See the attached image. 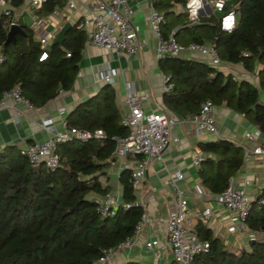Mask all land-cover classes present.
I'll list each match as a JSON object with an SVG mask.
<instances>
[{
  "label": "trees",
  "instance_id": "1",
  "mask_svg": "<svg viewBox=\"0 0 264 264\" xmlns=\"http://www.w3.org/2000/svg\"><path fill=\"white\" fill-rule=\"evenodd\" d=\"M65 1L45 0L37 12L48 14ZM177 1L182 7L179 12L161 10L158 7L164 1L156 2L165 16L164 36L180 21L186 24L187 36L182 43H213L221 61L241 63L257 79L235 78L205 59L162 56L159 67L172 84L163 93L164 105L186 117L197 113L201 101L209 98L244 114L264 132V0H226L220 12L233 7L236 13V22L229 30L221 27L220 16L213 12L191 21L187 0ZM13 2L18 5L22 0ZM10 15L0 12V96L3 90L18 86L32 105L42 106L72 86L85 31L74 23L63 41L53 40L47 56L39 59L42 44L27 24H21L23 32L3 45ZM65 118L70 126L81 129L102 128L105 136L59 142V163L54 168L43 162L32 166L15 146L0 150V264H109L99 262L103 249L134 233L143 208L132 204L136 195L130 168L119 173L122 193L113 214L102 215L97 209L100 199L95 197H103L112 188L102 180L118 156L111 136L127 132L120 121L114 88L104 84L79 101ZM198 145L205 153L199 169L201 180L210 191L220 193L243 164L242 147L222 137ZM126 202L131 205L124 207ZM244 222L247 238L240 246L224 243L198 222L197 233L209 241V248L197 253L190 264H264V189L253 198ZM249 233L254 238H248ZM122 264L145 263L128 260Z\"/></svg>",
  "mask_w": 264,
  "mask_h": 264
},
{
  "label": "crops",
  "instance_id": "2",
  "mask_svg": "<svg viewBox=\"0 0 264 264\" xmlns=\"http://www.w3.org/2000/svg\"><path fill=\"white\" fill-rule=\"evenodd\" d=\"M13 1L8 5L0 6V12L11 13L10 23L27 24L33 30L36 39L48 36L50 33H55L57 36L66 21L71 22V25L76 23L80 27L79 24L91 16L90 0H73L72 7L67 5L66 0L62 6H57L52 12L44 15L38 13L40 7L31 6L29 0H22L18 5H14ZM158 1L160 0H128L131 7L129 19L138 34L139 48L135 53L118 57L115 52H108L98 45L86 43V30L83 27L84 45L81 49L77 73L69 89L61 90L42 106L28 107L25 102L12 96L5 98V106H0V150L7 146L21 148L35 140L47 138L51 132L43 123L48 124L53 130L61 129L62 119L68 112L79 101L95 93L106 83L114 88L116 104L121 114L127 109L124 98L130 86L140 92L145 110L155 111L166 108L172 114L175 120L171 128L173 139L163 153L164 164L158 160H150L145 175L134 187L136 199L141 203L147 219L140 229H134L131 245L114 254L113 264H122L128 260H138L145 264H176L164 231V223L175 209L170 182V172L174 170L183 173L179 185L187 190L192 227L196 230L197 223L201 222L209 229L212 236L220 238L230 246H240L245 243L246 229L243 227L229 229V225L235 219L234 212L223 205L220 193L212 192L204 185L199 174L201 163L195 165L192 162L193 155L201 152L198 145L200 141L222 137L240 145L244 161L232 175L235 184L244 186L252 198H257L264 189V158L247 152V149L255 144L264 143V132L260 131L249 118L225 104H214L213 114L217 132L202 130L197 133L190 120L191 115L180 116L164 105V73L159 67L158 37L148 21L149 12L153 6L156 7ZM163 1L164 3L158 7L161 10L170 9L174 12L182 10L177 0ZM211 12L218 14L220 18L223 14L206 2L200 15ZM37 18H41V24L35 22ZM169 18L171 15H168ZM185 25L178 21L172 28L178 31L177 39L180 42H184L187 36L183 29ZM180 55L185 58L203 59L200 53L188 50ZM216 66L225 72H231L237 78H249L256 82L253 74L246 71L241 63L221 61ZM110 68L117 71L111 83L102 77L103 72ZM247 131L252 133L251 138L245 135ZM203 154L205 156V153ZM139 159V155L132 154L117 156L108 169L107 177H102L103 182L112 185L110 191L115 192L117 201H120L122 193L118 181L120 171L127 168L126 164L135 167ZM246 180L249 182L246 183ZM95 197L102 198L98 194ZM206 206L211 208V213L203 218L198 217L196 211ZM151 239H158V243L152 249L145 245L146 241ZM154 251H157L156 255Z\"/></svg>",
  "mask_w": 264,
  "mask_h": 264
},
{
  "label": "built area",
  "instance_id": "3",
  "mask_svg": "<svg viewBox=\"0 0 264 264\" xmlns=\"http://www.w3.org/2000/svg\"><path fill=\"white\" fill-rule=\"evenodd\" d=\"M44 1L29 0V3L31 6L39 8ZM11 2L12 0H0V6L8 5ZM206 2L221 10L226 0H187L185 6L191 21L199 19L201 10L205 8ZM66 3L70 7L74 6L73 0H67ZM89 5L91 16L79 24L81 28L84 27L86 30V43L98 45L108 52H115L118 57L123 54H133L138 50V34L136 27H134L129 19L131 7L128 0H90ZM148 21L158 37L157 51L160 57L180 55L182 52L188 50L200 53L203 59L211 64H220L221 59L213 43H198L195 41L182 43L177 40L174 29L167 36H164L162 33V23L165 21V16L157 7L153 6L151 8ZM35 22L41 24V18H37ZM235 22L236 13L233 7L221 15L220 23L222 28L229 30L234 26ZM55 37V33H50L48 36H41L38 39L43 47L39 59H44L47 56V48L51 43L50 41L55 40ZM66 55H70V53L67 52ZM2 59L3 55L0 52V61ZM116 73L115 69L110 68L103 72L102 77L105 81L111 83L114 81ZM234 77L237 78L236 75ZM253 77L257 79L255 73ZM168 79V76L164 74V90H169L172 86L168 82ZM8 96L25 102L28 107H33L21 95L18 86L9 90H3L0 96V106L6 105L5 98ZM124 101L127 109L121 114L120 121L127 128V132L124 135L113 134L111 138L116 143L114 152L118 156H125L126 154L140 156L135 167H129L126 164V167L131 169L130 180L135 187L145 175L146 166L150 160H158L164 164L163 153L169 142L173 139L171 128L175 120L166 108H159L155 111L145 110L140 92L131 86L125 93ZM213 107V101L206 98L201 101L199 111L190 116V120L194 124V130L197 133L202 130L217 132ZM43 125L51 132V135L43 140H35L20 148V152L27 156L32 166L43 162L50 168L56 167L59 163V153L57 150L59 142L71 139L102 138L105 136L102 128L91 131L70 126L66 118L62 119V128L59 130H53L46 123H43ZM245 135L249 138L252 137V133L249 131L245 132ZM247 152L248 154L264 158V143L255 144L252 148H248ZM203 158L204 154L197 152L193 155L192 162L195 165H199ZM182 177L183 173L180 170L170 172L175 209L164 223V231L176 264H190L197 253L208 250L209 241L201 238L191 225L187 190L179 185V180ZM248 182L246 180V183ZM219 195L223 205L235 214V219L229 225V229L234 230L240 227L246 229L244 220L251 209L253 198L245 187L236 185L233 176H230L226 187ZM118 204L119 201H117L115 192L108 191L99 200L97 209L102 215L113 214ZM132 204L141 205L137 199ZM130 205L131 203L129 202L123 203L124 207H129ZM210 213L211 208L209 206L196 211V215L201 218L208 216ZM146 219L147 215L143 210L135 224V229H140ZM248 238H254V234L249 233ZM157 243L158 239H151L146 241L145 245L152 249ZM130 245L131 236L118 242L114 247L103 249L99 262H109L118 250ZM154 254L156 255L157 251H154Z\"/></svg>",
  "mask_w": 264,
  "mask_h": 264
},
{
  "label": "water",
  "instance_id": "4",
  "mask_svg": "<svg viewBox=\"0 0 264 264\" xmlns=\"http://www.w3.org/2000/svg\"><path fill=\"white\" fill-rule=\"evenodd\" d=\"M70 26H71V22H69V21H66L61 26V28L59 29L57 36H56V41L58 43H61L63 41L65 32ZM21 32H23V28L20 24L11 23L8 30H7V33H6L7 37H6V40L4 41L3 45H5L8 41L13 40L16 33H21ZM258 197L259 196H257V198Z\"/></svg>",
  "mask_w": 264,
  "mask_h": 264
},
{
  "label": "rangeland",
  "instance_id": "5",
  "mask_svg": "<svg viewBox=\"0 0 264 264\" xmlns=\"http://www.w3.org/2000/svg\"><path fill=\"white\" fill-rule=\"evenodd\" d=\"M108 263H109V264H113V260H110Z\"/></svg>",
  "mask_w": 264,
  "mask_h": 264
}]
</instances>
